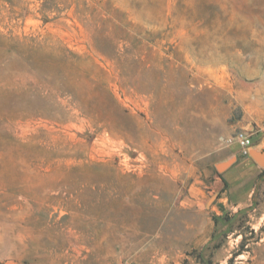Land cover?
Wrapping results in <instances>:
<instances>
[{
	"label": "rangeland",
	"instance_id": "obj_1",
	"mask_svg": "<svg viewBox=\"0 0 264 264\" xmlns=\"http://www.w3.org/2000/svg\"><path fill=\"white\" fill-rule=\"evenodd\" d=\"M263 152L264 0H0V264H264Z\"/></svg>",
	"mask_w": 264,
	"mask_h": 264
},
{
	"label": "built area",
	"instance_id": "obj_2",
	"mask_svg": "<svg viewBox=\"0 0 264 264\" xmlns=\"http://www.w3.org/2000/svg\"><path fill=\"white\" fill-rule=\"evenodd\" d=\"M223 141L228 144H237L243 156L248 157L251 155V149L254 142L248 131L238 130L233 135L224 138Z\"/></svg>",
	"mask_w": 264,
	"mask_h": 264
},
{
	"label": "water",
	"instance_id": "obj_3",
	"mask_svg": "<svg viewBox=\"0 0 264 264\" xmlns=\"http://www.w3.org/2000/svg\"><path fill=\"white\" fill-rule=\"evenodd\" d=\"M251 155H257V154H255L254 152H252V149H251ZM259 157H260L259 163L261 165H264V152L262 154H259Z\"/></svg>",
	"mask_w": 264,
	"mask_h": 264
},
{
	"label": "bare ground",
	"instance_id": "obj_4",
	"mask_svg": "<svg viewBox=\"0 0 264 264\" xmlns=\"http://www.w3.org/2000/svg\"><path fill=\"white\" fill-rule=\"evenodd\" d=\"M223 166H225V165H223ZM221 168H223V167H221Z\"/></svg>",
	"mask_w": 264,
	"mask_h": 264
}]
</instances>
